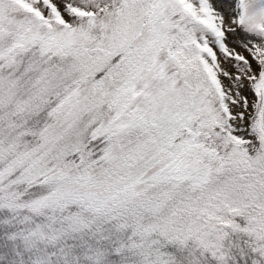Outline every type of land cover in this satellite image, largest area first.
<instances>
[{
	"label": "snow or ice",
	"instance_id": "6c2138e0",
	"mask_svg": "<svg viewBox=\"0 0 264 264\" xmlns=\"http://www.w3.org/2000/svg\"><path fill=\"white\" fill-rule=\"evenodd\" d=\"M0 264H264V0H0Z\"/></svg>",
	"mask_w": 264,
	"mask_h": 264
}]
</instances>
